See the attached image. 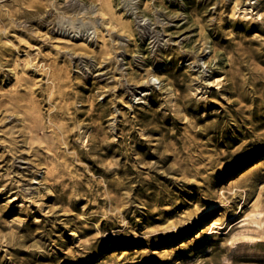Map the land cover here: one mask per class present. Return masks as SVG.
Masks as SVG:
<instances>
[{
  "label": "rangeland",
  "instance_id": "rangeland-1",
  "mask_svg": "<svg viewBox=\"0 0 264 264\" xmlns=\"http://www.w3.org/2000/svg\"><path fill=\"white\" fill-rule=\"evenodd\" d=\"M99 3L0 0V264H264V0Z\"/></svg>",
  "mask_w": 264,
  "mask_h": 264
},
{
  "label": "bare ground",
  "instance_id": "bare-ground-1",
  "mask_svg": "<svg viewBox=\"0 0 264 264\" xmlns=\"http://www.w3.org/2000/svg\"><path fill=\"white\" fill-rule=\"evenodd\" d=\"M99 12L102 14V16L109 20L112 23H117V25H120L122 28H126L129 31H133L131 26H129L128 23L122 20V15H117L116 11V5L114 3V0H99ZM241 0H234V8L237 9V7L240 5ZM248 2H243V5L241 8H243L244 15H247L248 13H251L253 11L252 7L250 5H247ZM147 14V13H146ZM60 21H65L64 16H60ZM69 21V20H68ZM73 21H71L72 23ZM82 24V23H81ZM84 24V23H83ZM206 62V61H204ZM153 75L156 78H159V75L156 73H153ZM147 93V92H145ZM255 211V210H254ZM261 212V211H260ZM258 212V210L251 216L252 221L262 225L263 219L260 217L261 213Z\"/></svg>",
  "mask_w": 264,
  "mask_h": 264
}]
</instances>
